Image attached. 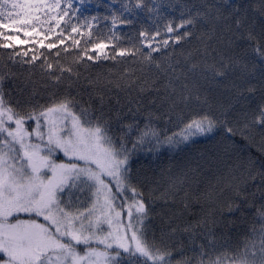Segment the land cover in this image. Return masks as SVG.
<instances>
[{"label":"snow or ice","instance_id":"1","mask_svg":"<svg viewBox=\"0 0 264 264\" xmlns=\"http://www.w3.org/2000/svg\"><path fill=\"white\" fill-rule=\"evenodd\" d=\"M90 2L0 0V264H264V0Z\"/></svg>","mask_w":264,"mask_h":264},{"label":"rangeland","instance_id":"2","mask_svg":"<svg viewBox=\"0 0 264 264\" xmlns=\"http://www.w3.org/2000/svg\"><path fill=\"white\" fill-rule=\"evenodd\" d=\"M76 3H78V0H75ZM110 3L113 7L119 8L121 0H91V2L88 4L89 11H86L84 14H88L89 16L96 15L99 13L100 15H107V11L103 7H97V3ZM127 2V1H124Z\"/></svg>","mask_w":264,"mask_h":264},{"label":"trees","instance_id":"3","mask_svg":"<svg viewBox=\"0 0 264 264\" xmlns=\"http://www.w3.org/2000/svg\"><path fill=\"white\" fill-rule=\"evenodd\" d=\"M124 1H127V0H124ZM133 2H134V0H133ZM86 16H89V15L86 14ZM105 64H106V66H105L104 68L99 69V71H102V72L107 73V71H108V66H110V64H109V62H105ZM206 146H209L208 142H207V141H201V143H200L199 145H197V148H199V149L202 150V149H204ZM191 151H192L193 153H195L196 149L193 148ZM168 159H169V157H168V155L166 154L165 157H164V163H165V164L168 163Z\"/></svg>","mask_w":264,"mask_h":264}]
</instances>
